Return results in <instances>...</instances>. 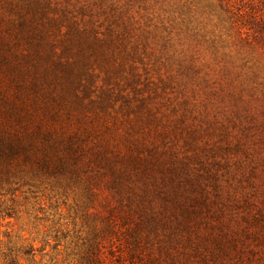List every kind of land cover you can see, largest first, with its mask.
Listing matches in <instances>:
<instances>
[{"label":"rangeland","instance_id":"rangeland-1","mask_svg":"<svg viewBox=\"0 0 264 264\" xmlns=\"http://www.w3.org/2000/svg\"><path fill=\"white\" fill-rule=\"evenodd\" d=\"M24 3L0 0V53L22 63ZM130 3L138 53L118 47L110 65L92 61L81 84L62 79L53 99L21 91V125L2 111L16 89L0 66V130L31 133L45 122L77 133L83 148L74 170L23 155L0 163V264H93L95 255L112 264H264V35L225 27L216 0ZM152 211L165 223L139 228Z\"/></svg>","mask_w":264,"mask_h":264},{"label":"trees","instance_id":"trees-1","mask_svg":"<svg viewBox=\"0 0 264 264\" xmlns=\"http://www.w3.org/2000/svg\"><path fill=\"white\" fill-rule=\"evenodd\" d=\"M131 1L25 0L24 8L17 18L15 35V37L20 36L24 40V45L28 50L25 54H21L24 63L18 60L19 55L16 53L11 54L14 59L2 54L3 51L0 53V66H5L9 74L10 85L16 89L13 100L9 101L8 97L2 96L3 103L7 105L2 111L7 113L10 119L12 118L11 122L21 125V120L24 119L18 109V102L23 101L21 91H30L28 93L37 95L40 90H43L53 99L56 92L65 90V83L62 79L71 84H76V82L81 84V72L84 67L87 69L91 67L92 61L99 60L110 65L111 58L118 47H121L120 54L126 53L129 57L138 53L139 43L133 38V23L130 18L126 17ZM216 1H218L219 7L222 8V14H224L222 20L224 22L230 21L229 25L227 24L225 27L233 28L235 23L239 22L237 25L239 29H245V26L247 29L241 35L245 33L249 35L250 30L256 33L255 36L264 35V21H262L264 20V11L259 13L260 9L255 4V0ZM236 3L243 4L244 7L248 5L245 7L246 9L234 11ZM259 3L264 5V0H259ZM51 6L55 10L54 14L49 17L48 9H51ZM206 6L208 13L216 10V3L214 4L212 1H208L203 8H207ZM227 14L230 16L227 17ZM53 25L57 29L56 32L62 31L60 33L61 53L58 54H56V43L50 38V26ZM103 26L104 30L102 29ZM16 41L19 40L16 39ZM6 44V51H9L12 43ZM46 49H49V53ZM67 56H70L71 59ZM48 68L54 69L52 71L53 77L47 72ZM55 76H58L57 79ZM72 90L73 95H75V90ZM52 116L54 117L55 113ZM43 124L47 123L40 122L34 132L31 133L21 132L22 134H20L19 130L9 132L11 136L6 135V128H2L0 130V163L12 161L14 157L23 155L24 161H32L39 166H54L55 169L58 168L59 170L68 165L76 168V160L72 156L79 157L83 154V148L79 144L77 145V140H81V138L78 137L77 133L65 136L63 132H56L53 127L43 129ZM37 139L42 142L40 146H38ZM39 150L42 154L39 153ZM138 158H124V161L130 160L131 164H135L136 161L141 160ZM142 160L145 162L146 158ZM100 163L98 162V164ZM155 164L158 168L157 162L154 163V166ZM107 167L113 174L124 173V170L118 167L114 161H109ZM172 197H174L173 194ZM143 211L145 212L144 208ZM145 215V225L141 218L137 224L139 228H153L156 224H163L166 221L163 217L161 218L160 214L158 216L153 211L151 214L149 212ZM155 220L156 222L153 224L152 222ZM111 222L113 223V220L109 222V225H112ZM91 262L93 264H112L111 262L107 263V260L100 255H95ZM5 264L17 263L11 260Z\"/></svg>","mask_w":264,"mask_h":264}]
</instances>
